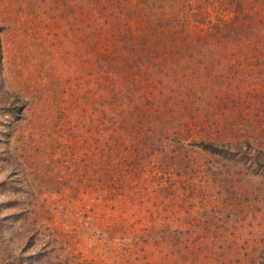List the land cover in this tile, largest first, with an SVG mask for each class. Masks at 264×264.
Listing matches in <instances>:
<instances>
[{"label": "rangeland", "instance_id": "374dc122", "mask_svg": "<svg viewBox=\"0 0 264 264\" xmlns=\"http://www.w3.org/2000/svg\"><path fill=\"white\" fill-rule=\"evenodd\" d=\"M224 1L174 16L163 0L151 16L135 0H102L107 14L0 0V264H264V46L249 31L264 0L238 14ZM233 17L239 44L179 47ZM155 22L146 69L119 47ZM110 27L119 36L88 46ZM128 85L139 93L107 110ZM200 139L220 150L189 144Z\"/></svg>", "mask_w": 264, "mask_h": 264}, {"label": "trees", "instance_id": "16d2710c", "mask_svg": "<svg viewBox=\"0 0 264 264\" xmlns=\"http://www.w3.org/2000/svg\"><path fill=\"white\" fill-rule=\"evenodd\" d=\"M80 1L83 3V5L85 7L84 10H87V13L88 12L89 13L97 12L98 10L100 13L103 12L102 14L108 13L107 9H105L106 4L105 3L101 4L102 0H80ZM131 1L132 0H129V2H131ZM135 1H136V3L134 5L138 9L136 8L135 10L132 11L133 15L139 14L140 9L144 10L145 12L149 11L148 15L151 14V16L154 14V11H156V10H161V11L164 10V8H162V5H163L162 1L163 0H135ZM110 2H112V1H110ZM119 2H120V4H122L123 0H119ZM169 2L170 3H168V4H170V5H167L166 7L169 8V10L172 9V11H170L169 13H171L174 16H179L178 15L179 14L178 9L180 7H184V6L189 7L190 6L187 3L188 0H176V1L175 0H169ZM224 3H225V6L227 8L226 10L228 12L235 13V14L239 13V8H240L239 0H226V1H224ZM200 5L201 4H197L196 6L198 7ZM114 7H115V11H116L117 6L115 4H114ZM169 10H167V11H169ZM84 17H85V14L83 12L82 17H81L82 21H85ZM173 18L174 17H167V20L170 21ZM262 18L263 17H260V19H262ZM174 19H179V17H175ZM163 20L164 19H160L157 22H160ZM237 21H238V18L233 17V18H231L229 20H225L221 23H218L219 21H217L216 24L212 23L211 27H208L209 29L214 28L217 25H218L217 28L221 29V24L224 25V28L222 30H220L219 33H216V34H215V30L211 31L212 32V39H210L211 43L209 42V40L208 41L197 40L196 42L192 41L189 43H181V45L179 47L184 46L185 49L188 51H195V50L201 51V49H207V48H210L211 46H215V47H219V48L221 46H235V45L239 44L240 36L243 34L242 28L240 27V24H237ZM204 24H207V23H204ZM155 25H156V22L152 25L151 24L144 25V32L147 35L146 34L143 35L144 38H143V40H141V42H138V41H136L135 43L132 42V44L129 47H124L123 45L119 47L120 49L124 48V50L128 53V55H125L126 57H128V59H131V58L133 59V57H137L136 61H139L140 63H142L144 65V67H146V69L153 66L154 63H152V62H155L154 56H152L151 61H149L150 56L158 53L159 51H156V50L162 47V43H160V45L156 44L157 46H155V47H151L156 43L154 41V39L150 36V35H154L155 33H157V31H155V29H154ZM146 27L152 28V30L149 31L148 28H146ZM0 30H1V27H0ZM254 30L256 31V34H257V35L255 34V36L258 38L257 45L260 44L261 45L260 47L263 48V46H264V33H263L264 21H259V20L255 21V23L250 26L249 31L252 32ZM98 31H100V30H98ZM101 31H100V33H101ZM118 32H119L118 29H115L114 27H110L109 32L106 33L105 31H103V33L106 34L105 36H102L101 34L98 33L99 36L97 35L96 39L94 40L96 42L92 41L91 43H89L88 46H91L95 51H97L98 48L102 44L106 43V41L104 40L105 38L112 39L111 36L112 37L119 36ZM132 41H134V40H132ZM0 51H1V47H0ZM113 51H114L113 54H115V55L120 54V50L118 48L114 49ZM0 55H1V52H0ZM141 74H144V73H141ZM209 76L211 77L210 73H209ZM218 76L222 77V74H220ZM215 77H217V76H215ZM130 86L131 85H128V87L126 88V91H123V90L118 91V93H120V94L122 93L124 96L122 95V96H120L121 97L120 99L119 98L116 99V105L117 106H115V103L111 100H109L108 102L105 103V104H107V110H114L117 107L120 108V106L127 104V102H129V100L133 99L134 95H137L139 93V90H138V91H134L133 94L129 95L128 89ZM110 112H113V111H110ZM110 115H111V119H112V122L110 124H112V126H114V125L117 126L119 129H123L124 127H122V128H120V127L123 126L125 122L120 120L122 118H119V116H122V115H116L117 117L115 116V114H112V113ZM105 117L108 118L107 115ZM113 119L115 120L114 124H113ZM202 122L204 125L206 124L205 120H203ZM246 142H247V144H249L248 141H246ZM237 143L241 144L240 141L234 142V144H237ZM189 144L192 146H195L197 148H200L203 151L207 150V151L212 152V153H214V151L220 150L218 148H214V147H217L218 145L216 143H214V141H210V140H204V139L194 140V141H190ZM231 147L232 148H230V149L233 150L234 145ZM230 149H228L229 152H231ZM256 156H257V154H256ZM130 176H131L132 180H139L142 177L141 173L138 174V172L132 173ZM175 183L176 182H173L171 184L172 189H175V186H174ZM193 184L194 183H192V184L188 183V185H185V187L188 188L187 191L193 192V186H194ZM121 187H123V186H121ZM136 188L141 189L140 186H137ZM160 227L162 229V232H164L165 227L164 226H160ZM163 239H165V238H162V240ZM169 242H170V240H169Z\"/></svg>", "mask_w": 264, "mask_h": 264}]
</instances>
